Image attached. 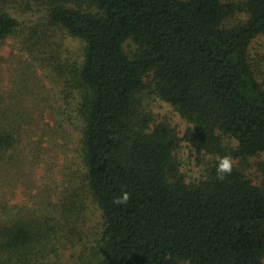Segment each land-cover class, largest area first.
<instances>
[{"label": "trees", "instance_id": "16d2710c", "mask_svg": "<svg viewBox=\"0 0 264 264\" xmlns=\"http://www.w3.org/2000/svg\"><path fill=\"white\" fill-rule=\"evenodd\" d=\"M238 12L247 18L227 25ZM60 33L84 43L75 66L63 63ZM261 34L264 0H0V47L16 38L30 55L13 80L24 98L7 104L0 85V179L31 175L22 145L33 122L26 102L35 60L76 115L84 172L42 203L44 213L0 196V264H42V252L58 244L80 247L73 264H264V159L260 184L241 164L264 154V70L261 81L250 53ZM145 89L193 127L180 137L155 123ZM182 140L213 156L197 181L180 172ZM223 160L231 172L218 179ZM122 192L127 204L114 205ZM89 208L97 225H88Z\"/></svg>", "mask_w": 264, "mask_h": 264}, {"label": "rangeland", "instance_id": "374dc122", "mask_svg": "<svg viewBox=\"0 0 264 264\" xmlns=\"http://www.w3.org/2000/svg\"><path fill=\"white\" fill-rule=\"evenodd\" d=\"M233 2H244L245 0H225ZM246 13L238 12L226 20L227 25H233L244 21ZM49 33L50 29L48 30ZM60 42L63 44V63L70 66L77 65L83 58L84 43L82 40L59 34ZM250 53L257 61V74L262 81L260 71L264 70V34L253 40L250 46ZM0 82L2 91L6 92L7 104H11V96L21 99L19 92H14L17 87L13 80L24 70L30 55L21 51V45L16 38L8 40L0 47ZM261 69V70H260ZM34 87V94L26 102L30 109V116L33 122L24 125L27 130L26 138L22 147L28 157L26 171H30V177L25 173H11L6 171V175H11L10 179H0V186H4L10 180L13 184H8L0 188V196L7 199L9 206L20 208L26 206L27 209H35L39 213L50 210L43 202L53 200L58 197L65 188L70 189L72 185L78 184L83 178V164L81 162V133L76 115L71 111H66L65 100L58 99L55 92L57 86L52 81L49 71L46 70L39 61L33 62V71L27 75ZM56 87H55V86ZM153 85H149L152 87ZM61 90V89H60ZM62 97V96H61ZM142 102L145 110L151 113L155 123L166 122L173 127L180 137L193 126L168 102L163 101L152 90L145 89L142 94ZM16 98V97H15ZM17 99V98H16ZM40 99L41 103L37 102ZM63 103L64 110L61 109ZM31 125V127H30ZM226 145L236 147L237 141L233 138L225 139ZM45 152L43 158L40 157L37 165L30 164L29 159L35 160L38 154ZM34 157V158H33ZM180 164V172L187 182L197 181L203 178L207 168L210 166L213 156L210 154H198L192 149L190 143L182 140L177 152ZM264 159V154L249 157L241 162L243 169L254 180L260 184L263 177L259 170V162ZM240 160H235L239 162ZM2 203L0 202V220L4 216ZM87 205H91L87 202ZM21 209V208H20ZM26 209V210H27ZM88 225H97L99 215L93 208H89ZM56 251L42 252V264H73L80 247L69 250L66 246L58 244ZM181 264H187L182 262Z\"/></svg>", "mask_w": 264, "mask_h": 264}, {"label": "clouds", "instance_id": "9594fccd", "mask_svg": "<svg viewBox=\"0 0 264 264\" xmlns=\"http://www.w3.org/2000/svg\"><path fill=\"white\" fill-rule=\"evenodd\" d=\"M231 172V165L228 160H223L218 164L217 167V178L223 179L225 175L230 174ZM129 200V193L122 192L120 196L115 197L112 201L114 205H124L127 204Z\"/></svg>", "mask_w": 264, "mask_h": 264}]
</instances>
